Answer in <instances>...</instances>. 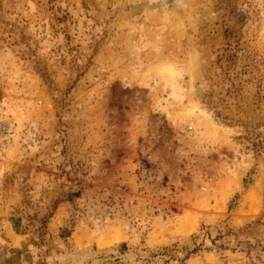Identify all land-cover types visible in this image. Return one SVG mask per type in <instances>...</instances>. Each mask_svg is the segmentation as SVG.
<instances>
[{
	"label": "rangeland",
	"instance_id": "obj_1",
	"mask_svg": "<svg viewBox=\"0 0 264 264\" xmlns=\"http://www.w3.org/2000/svg\"><path fill=\"white\" fill-rule=\"evenodd\" d=\"M0 264H264V0H0Z\"/></svg>",
	"mask_w": 264,
	"mask_h": 264
},
{
	"label": "built area",
	"instance_id": "obj_2",
	"mask_svg": "<svg viewBox=\"0 0 264 264\" xmlns=\"http://www.w3.org/2000/svg\"><path fill=\"white\" fill-rule=\"evenodd\" d=\"M11 132V125L9 122L7 121H2L0 122V134L5 135V137L8 136V134H10ZM9 141V139H5L3 141V143H0V162L2 161L3 158V152H2V148H4V146L6 145V143Z\"/></svg>",
	"mask_w": 264,
	"mask_h": 264
}]
</instances>
